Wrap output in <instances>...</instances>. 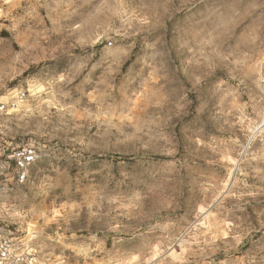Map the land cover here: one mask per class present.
<instances>
[{"label": "rangeland", "instance_id": "obj_1", "mask_svg": "<svg viewBox=\"0 0 264 264\" xmlns=\"http://www.w3.org/2000/svg\"><path fill=\"white\" fill-rule=\"evenodd\" d=\"M264 0H6L0 233L36 264H264ZM1 162V161H0Z\"/></svg>", "mask_w": 264, "mask_h": 264}, {"label": "built area", "instance_id": "obj_2", "mask_svg": "<svg viewBox=\"0 0 264 264\" xmlns=\"http://www.w3.org/2000/svg\"><path fill=\"white\" fill-rule=\"evenodd\" d=\"M4 3L6 0H0V12ZM39 151L31 143L11 146L0 141V164L11 170V183L15 187H21L29 180L30 171L39 160ZM31 240L0 233V264H36L37 250Z\"/></svg>", "mask_w": 264, "mask_h": 264}]
</instances>
